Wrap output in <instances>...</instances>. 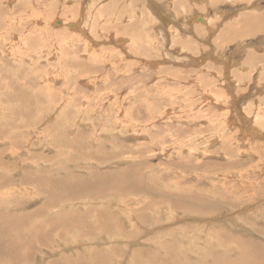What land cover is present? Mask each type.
I'll return each mask as SVG.
<instances>
[{"label": "rangeland", "instance_id": "1", "mask_svg": "<svg viewBox=\"0 0 264 264\" xmlns=\"http://www.w3.org/2000/svg\"><path fill=\"white\" fill-rule=\"evenodd\" d=\"M252 245L264 0H0V264H223Z\"/></svg>", "mask_w": 264, "mask_h": 264}, {"label": "bare ground", "instance_id": "2", "mask_svg": "<svg viewBox=\"0 0 264 264\" xmlns=\"http://www.w3.org/2000/svg\"><path fill=\"white\" fill-rule=\"evenodd\" d=\"M34 212V211H33ZM32 213V212H31ZM37 214V213H36ZM35 219V218H34ZM14 222V221H13ZM18 223V222H17ZM26 225V224H25ZM29 225V224H28ZM3 227V225H2ZM31 228V226H30ZM10 237V236H9ZM27 238L32 239L31 235L27 236ZM8 241V240H6ZM7 243V242H6ZM257 245V244H256ZM251 246V245H250ZM258 246V245H257ZM257 246L252 245L251 249H246V247L243 248H239L238 250V256L233 259L231 262H226L224 263L226 260H229L227 258H223V264H264V248H256ZM261 247V246H260ZM96 256V260H98L99 256L98 255H94ZM80 259H78V264H90L92 262H87L84 258H82L81 256L79 257ZM104 258V257H103ZM83 259V260H81ZM105 259V258H104ZM103 260V259H102ZM106 261V259H105ZM104 260L102 262H105ZM98 262V261H97ZM99 263H101L99 261ZM98 263V264H99ZM95 264V263H92ZM184 264V263H183Z\"/></svg>", "mask_w": 264, "mask_h": 264}]
</instances>
